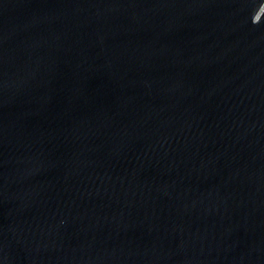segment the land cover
Returning a JSON list of instances; mask_svg holds the SVG:
<instances>
[{
    "label": "water",
    "instance_id": "95a60500",
    "mask_svg": "<svg viewBox=\"0 0 264 264\" xmlns=\"http://www.w3.org/2000/svg\"><path fill=\"white\" fill-rule=\"evenodd\" d=\"M0 264H264V0H0Z\"/></svg>",
    "mask_w": 264,
    "mask_h": 264
}]
</instances>
